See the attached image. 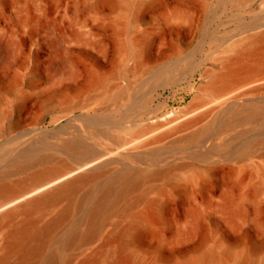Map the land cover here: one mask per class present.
I'll return each mask as SVG.
<instances>
[{"label": "rangeland", "instance_id": "rangeland-1", "mask_svg": "<svg viewBox=\"0 0 264 264\" xmlns=\"http://www.w3.org/2000/svg\"><path fill=\"white\" fill-rule=\"evenodd\" d=\"M263 30L264 0H0V171L26 150L49 157L27 174L75 167L60 144L90 127L95 157L131 145L124 161L155 175L75 259L109 247L115 264H264V117L186 139L221 101L264 105V72L200 91ZM131 218L151 229L119 238Z\"/></svg>", "mask_w": 264, "mask_h": 264}, {"label": "bare ground", "instance_id": "bare-ground-1", "mask_svg": "<svg viewBox=\"0 0 264 264\" xmlns=\"http://www.w3.org/2000/svg\"><path fill=\"white\" fill-rule=\"evenodd\" d=\"M103 1L114 0H96V3ZM241 40L243 42L234 45L232 53L224 57L217 71L208 70L206 76L211 81L200 89L202 93L214 95L240 78L264 72V30L248 33ZM2 45L0 41V53L5 47ZM254 91L251 89L246 93ZM195 100L193 97L190 101L191 111L197 108ZM210 113L213 114L211 120L186 139L197 141L208 132L214 136L223 128L261 119L264 105L251 100L236 103L228 99L219 102ZM94 131L90 127L86 130L90 141L71 136L60 144L75 167L70 166L69 161L61 160L43 169H39V165L37 171L34 168L35 171L27 174L24 170L47 161L49 157L26 150L13 156L10 166L0 171V264H115L109 247H102L96 257L84 255L75 259V256L100 235L111 212L126 215L139 198L138 195L129 198L128 194L149 181L155 173L128 166L125 161L133 158V154L125 148L131 145L123 146V149L113 148L95 157L96 150L88 146L89 143L99 144L98 133ZM262 141L258 140L259 143ZM244 145L247 148V144ZM252 148L250 146L247 151ZM261 151L264 152V146ZM113 163L120 165L111 166ZM21 172L27 175L9 179ZM150 229L145 220L131 218L121 228L118 237L128 234L131 239L138 240ZM103 239L108 236L104 235Z\"/></svg>", "mask_w": 264, "mask_h": 264}]
</instances>
